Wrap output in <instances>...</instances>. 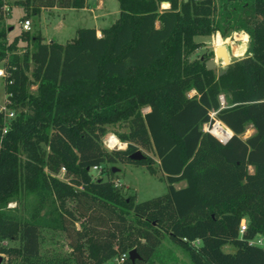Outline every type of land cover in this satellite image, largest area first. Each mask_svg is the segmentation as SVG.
Instances as JSON below:
<instances>
[{"label": "trees", "instance_id": "trees-1", "mask_svg": "<svg viewBox=\"0 0 264 264\" xmlns=\"http://www.w3.org/2000/svg\"><path fill=\"white\" fill-rule=\"evenodd\" d=\"M117 1L118 17L100 35L81 27L65 44L26 30L8 42L0 27L5 103L33 111L15 113L5 133L0 113V255L6 264H106L135 249L140 259L120 264H151L167 237L187 255L182 264H264V246L249 243L264 238V0ZM14 4L27 19L86 0ZM233 30L248 35V54L217 77L206 62L186 60L196 36ZM124 121L117 136L126 147L107 150L106 126ZM207 121L214 136L202 129ZM249 125L255 133L240 140ZM139 148L159 158L164 194L137 202L92 177L93 166L116 162L155 174L152 156L129 158ZM180 180L186 185L175 188ZM42 230L64 233L69 253L42 251Z\"/></svg>", "mask_w": 264, "mask_h": 264}, {"label": "rangeland", "instance_id": "rangeland-1", "mask_svg": "<svg viewBox=\"0 0 264 264\" xmlns=\"http://www.w3.org/2000/svg\"><path fill=\"white\" fill-rule=\"evenodd\" d=\"M9 6L8 15L3 16L0 21V27H4L7 31V41L10 42L13 37L19 35L24 29L21 26V21L25 16V11L23 7L15 5L16 0H5ZM90 3L89 8H96L98 0H88ZM103 4L98 8L99 13L103 14L104 18L100 20L101 26H109L118 17V1L117 0H102ZM163 4V3H162ZM161 8L167 7L168 4H163ZM249 12V13H248ZM247 15L244 16L248 21H253L256 19V15L249 10H247ZM60 14V15H58ZM30 20V29L26 30L30 34L36 31H41L47 40L48 38H54L55 40L63 41L66 37L73 33L74 29L77 27H89L94 25L91 22V14L88 9H58L43 11L39 15H29L26 17ZM60 22V23H58ZM100 32V31H99ZM41 33V32H40ZM42 36V37H43ZM195 41L200 43V46L193 50L192 52L186 53V60H200L202 62L213 61V67L210 69L213 76L217 77L222 72H224L228 67L247 56L248 54V44L249 37L242 30H233L226 34H221L220 32H215L210 35L196 36ZM44 40V39H43ZM52 40V39H50ZM26 42L19 41L18 53L22 55L24 51ZM223 47V48H222ZM31 46H29V50ZM217 51H219L217 53ZM225 56L227 61H224L220 56ZM0 69L3 71V76H0V109L5 104V91H4V68L2 63H0ZM30 74V71L28 72ZM36 86H31L30 90L34 91ZM195 95V91H190L188 96L191 97ZM223 97V95H220ZM219 96V97H220ZM224 99V97H223ZM150 108L148 106L142 108V112L145 113ZM14 114L23 111L26 115H31L33 113L31 106H18L13 109ZM215 112L210 111V117H213ZM216 122V121H214ZM223 123V122H222ZM214 123L209 121L202 124V129L205 131H210V127ZM224 124V123H223ZM127 122H118L116 124H110L106 126V132L102 138H106L108 135H115L118 138V133L127 130ZM229 128L226 124H224ZM230 130V129H229ZM231 131V130H230ZM211 133V132H210ZM232 133V131H231ZM255 133V128L249 125L246 130L239 134L240 140L244 141L251 135ZM212 134V133H211ZM233 134V133H232ZM213 135V134H212ZM214 136V135H213ZM216 137V136H215ZM216 139L220 143H225L226 141L220 140L218 137ZM26 148V147H25ZM139 150L144 155H150L154 159V169L155 174H150L145 166L135 165L132 163H122L116 162L112 164H103L102 168L92 169L91 175L93 178H102L111 180L115 187H117L120 192L124 195L135 194L136 201H143L155 196L164 194L167 190L166 174L163 171L160 160L154 152L147 151L143 148ZM28 152L24 147H21L19 151V162L23 164L26 160ZM112 167L117 170L112 171ZM251 167L249 170L251 171ZM59 177H62L60 174ZM184 180H180L174 183L175 188H181L185 186ZM20 201L23 196L19 195ZM16 202L12 201L8 206H15ZM71 207V205H70ZM25 215V211L20 206L19 216L22 219ZM78 227V223L75 224ZM44 239L41 243V250L48 251L51 254L67 255L70 251L68 246V239H66L64 233L56 230H42ZM7 245H17V242L9 241ZM230 246H225L224 250H231ZM2 255V254H1ZM3 257V264H6L5 258ZM184 261H188V257L183 250L174 245L167 237L163 240L161 246L158 248L156 256L151 264H182ZM106 264H114V259L108 261Z\"/></svg>", "mask_w": 264, "mask_h": 264}, {"label": "built area", "instance_id": "built-area-1", "mask_svg": "<svg viewBox=\"0 0 264 264\" xmlns=\"http://www.w3.org/2000/svg\"><path fill=\"white\" fill-rule=\"evenodd\" d=\"M9 12V6L4 4L3 6V16L8 15ZM21 26L24 30L30 29V20L24 19L21 21ZM0 76H3V71L0 69ZM221 104L224 103V99L222 96L219 97ZM0 113L3 114V127H2V133H5L8 129V125L11 121V119L14 117V111L10 109L6 103L1 107ZM210 132V131H209ZM102 144L107 150L111 149H123L126 147V142L121 141L119 138H117L115 135H108L106 138H102ZM98 166H93L92 169H98ZM246 229V221L243 219L240 223V232L245 231ZM250 244H255L259 246H264V238L260 235H257L253 239L249 240ZM7 241H2V245H6ZM128 257V252H124L118 257L114 258V264H120L122 263L125 258Z\"/></svg>", "mask_w": 264, "mask_h": 264}, {"label": "crops", "instance_id": "crops-1", "mask_svg": "<svg viewBox=\"0 0 264 264\" xmlns=\"http://www.w3.org/2000/svg\"><path fill=\"white\" fill-rule=\"evenodd\" d=\"M102 4H103V1L102 0H98V2H97V5H96V8H89V6H90V3H89V1L88 0H86V6L84 7V8H80V10H86V9H88L89 10V12H90V14H91V22L94 24V25H92V26H89V27H93V28H95L96 29V32H97V35H100V29L101 28H104V27H106V26H101V24H100V20L101 19H103L104 18V16H103V14H101V13H99L98 11H96V10H98V8H100L101 6H102ZM164 4V3H163ZM163 4H162V6H163ZM168 7V6H167ZM164 8H166V7H164ZM58 9H74V8H57V7H52V8H46V9H41V12H40V14L43 12V11H47V10H50L51 12H53V10H58ZM118 13H119V11H118ZM58 15H60V14H58ZM117 19V18H116ZM58 23H60V22H58ZM83 27H85V26H83ZM78 28H81V27H77V28H75L74 29V31H73V33L72 34H70L68 37H66L63 41H59V40H55L54 38H50V39H52V40H50L49 38H48V40L43 36V41L44 42H49V41H55V42H58V43H61V44H65L67 41H69L70 39H72L74 36H75V34H76V30L78 29ZM41 34H42V27H41ZM252 170V169H251ZM184 187V186H183ZM155 264V263H154Z\"/></svg>", "mask_w": 264, "mask_h": 264}, {"label": "water", "instance_id": "water-1", "mask_svg": "<svg viewBox=\"0 0 264 264\" xmlns=\"http://www.w3.org/2000/svg\"><path fill=\"white\" fill-rule=\"evenodd\" d=\"M223 48V47H222ZM219 51H217V53H218ZM222 58H223V60L224 61H227V59H225V56H222V55H220ZM213 61H207L206 62V69H211L212 67H213ZM146 157V155H144L140 150H136L134 153H132V154H130L129 155V158L131 159V160H135V161H141V160H143L144 158ZM117 169L115 168V167H112V171L114 172V171H116ZM264 248V247H263ZM128 257H129V259L131 260V261H134L135 259H140V256H139V254L136 252V250L135 249H132V250H130L129 252H128ZM2 261H3V257H2V255H0V264H3L2 263Z\"/></svg>", "mask_w": 264, "mask_h": 264}, {"label": "bare ground", "instance_id": "bare-ground-1", "mask_svg": "<svg viewBox=\"0 0 264 264\" xmlns=\"http://www.w3.org/2000/svg\"><path fill=\"white\" fill-rule=\"evenodd\" d=\"M164 4H166V3H164Z\"/></svg>", "mask_w": 264, "mask_h": 264}]
</instances>
